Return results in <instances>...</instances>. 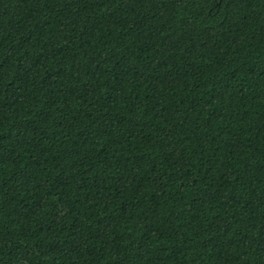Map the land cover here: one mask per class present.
<instances>
[{"label": "trees", "instance_id": "16d2710c", "mask_svg": "<svg viewBox=\"0 0 264 264\" xmlns=\"http://www.w3.org/2000/svg\"><path fill=\"white\" fill-rule=\"evenodd\" d=\"M0 264H264V0H0Z\"/></svg>", "mask_w": 264, "mask_h": 264}]
</instances>
